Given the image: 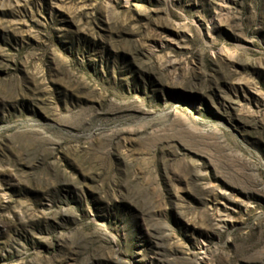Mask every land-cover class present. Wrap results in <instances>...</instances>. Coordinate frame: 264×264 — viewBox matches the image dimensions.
Returning <instances> with one entry per match:
<instances>
[{
  "label": "rangeland",
  "instance_id": "1",
  "mask_svg": "<svg viewBox=\"0 0 264 264\" xmlns=\"http://www.w3.org/2000/svg\"><path fill=\"white\" fill-rule=\"evenodd\" d=\"M0 264H264V0H0Z\"/></svg>",
  "mask_w": 264,
  "mask_h": 264
}]
</instances>
